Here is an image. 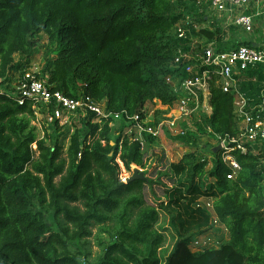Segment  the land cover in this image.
Instances as JSON below:
<instances>
[{
  "label": "trees",
  "instance_id": "16d2710c",
  "mask_svg": "<svg viewBox=\"0 0 264 264\" xmlns=\"http://www.w3.org/2000/svg\"><path fill=\"white\" fill-rule=\"evenodd\" d=\"M198 4L0 0V264H162L166 231L157 225L160 211L177 194L190 219L182 224L189 228L178 234L166 264H264V144L234 152L241 169L228 179L232 171L220 151L213 153L212 169L198 150L173 164L156 138L146 137L143 145L127 132L128 123L90 114L65 151L59 123L50 134L45 127L42 139L37 134L33 123L43 105L27 101L20 106L8 87L13 75L28 68L45 36L42 73L52 91L71 98L88 95L113 114L144 116L146 105L155 101L172 106L176 96L167 78L180 73L174 62L180 47L176 26L184 11H198ZM197 33L207 42H220V30ZM262 80L259 75L257 83L244 82L242 90L257 99ZM210 106L211 114L196 120L198 129L213 137H237L234 97L215 78ZM114 123L124 124L117 139ZM118 161L132 172L129 178L137 167L147 180L126 184ZM206 178L214 181L206 186ZM200 198L213 201L215 215L228 230V240L217 249H190L208 212L199 207ZM191 203L199 216L190 212ZM95 229L100 252L93 261Z\"/></svg>",
  "mask_w": 264,
  "mask_h": 264
},
{
  "label": "built area",
  "instance_id": "2783aa9c",
  "mask_svg": "<svg viewBox=\"0 0 264 264\" xmlns=\"http://www.w3.org/2000/svg\"><path fill=\"white\" fill-rule=\"evenodd\" d=\"M209 3L213 12L227 17H232L237 11H242L243 7H251L253 4L254 8L247 11L264 8V0H209ZM234 7L238 10L235 11ZM254 18L242 12L235 16L234 24L244 34L252 35L255 26ZM194 30L199 32L203 29H198L193 22L183 20L176 26L175 36L180 41V47L177 49L174 62L180 73L167 78V83L176 96V102L172 106H167L164 110L165 115L157 121L147 122L146 110L143 111L144 116L141 114L131 116L125 112L107 113L103 104L97 103L88 95L71 98L61 92L52 91L47 81L32 71H24L18 77L14 95L20 106L27 101H32L53 112L82 116L94 114L104 119L111 118L115 122L128 123L131 126L127 132L145 145L146 137L159 139L166 132L171 136H185L184 131L178 127V123L187 122L192 117H196L199 122L202 115L209 116L212 112L210 106L211 81L215 78L223 92L234 97L239 134L235 138H223L213 134L210 128L208 132L218 139L222 161L232 171L228 179H233L241 169L233 153L238 150L246 153L248 145L264 144V45L240 44L228 50H221L217 41L204 44L193 43ZM250 71L255 72L256 77L247 78L246 74ZM259 75L263 78V88L257 99H251L242 90L243 83L247 81L257 83ZM2 92L3 89L0 87V93ZM199 207H203L215 216L214 225L216 227L223 226L214 213L213 201L201 202ZM225 230L228 232L226 228ZM192 244L196 251L210 249L209 247L214 246L210 238L194 240Z\"/></svg>",
  "mask_w": 264,
  "mask_h": 264
},
{
  "label": "rangeland",
  "instance_id": "374dc122",
  "mask_svg": "<svg viewBox=\"0 0 264 264\" xmlns=\"http://www.w3.org/2000/svg\"><path fill=\"white\" fill-rule=\"evenodd\" d=\"M199 1L200 4H198V11H193L189 7L184 11V19L183 21L186 22H193L195 26L198 29L208 30L212 33H215L217 35V30H220L219 39L220 42L217 44L221 46L223 49H231L233 47H236L241 42H244L251 38H257L258 42L260 43L261 40L264 41V8L259 10H249L253 9L254 4L250 6H245L242 8V11H237V13H234L232 17H227L226 15H220L213 12L210 8L209 0H196ZM235 11L238 10V8H233ZM242 12L248 13V15H252L255 18L254 21V33L256 37L249 36L247 34H244L242 31H240L237 26L234 24V18L237 16V14H240ZM259 15V16H257ZM197 31V30H196ZM195 30L192 33V39L193 43L199 42L200 44L209 43L204 38L203 35L198 34ZM196 32V33H194ZM42 39L40 41V45L38 49L36 50V53L31 58L30 63H28V71H32L34 73H37L40 78L44 79L46 78L42 73L43 66H44V55H45V48L43 45H46L48 43V40L45 36H42ZM216 39V38H215ZM200 40V41H198ZM216 41V40H214ZM213 42V41H212ZM254 45H256V42H253ZM10 92L15 91V84H10L9 86ZM151 104V103H150ZM152 111L159 110L156 108L157 106H160L159 102H152ZM44 110V111H43ZM175 113V111H173ZM156 114H160L159 111L156 112ZM84 116L82 115H75V114H69L66 112H53L47 109L46 107H41L38 109L37 114V120L33 123V125L37 129V134L40 139H42L44 136H46L45 133V127L49 128V134L51 130L55 129L56 122L59 123V127L61 128L59 134L61 136L59 137V142L64 146L65 151L67 150L69 143H70V136L75 132L76 128L79 127L80 129L83 126V120ZM159 118L161 119V115H159ZM197 118L192 117L187 122H180L178 123V127L182 129L185 133V136H174L170 135L171 137L167 136L168 142L162 143V147L166 151V155L169 159V161L173 164H176L186 155L187 153L193 152L194 150L199 151V155L206 156L210 160V169L213 168L214 164V155L213 153L218 152L219 148V141L213 136H210L209 134H204V131L199 130L196 123ZM115 125L113 127V139H117V136H115L119 130L123 127L124 124L114 123ZM179 130V129H178ZM182 140V141H181ZM181 142L183 144H181ZM192 143V145H190ZM185 145V146H183ZM191 147H190V146ZM121 165L120 161H118ZM141 170L140 168H133V170ZM148 170L150 173L151 171V165H148ZM132 172L128 173L125 168L121 165V179L123 182L128 180L129 177H131ZM184 171L181 174L179 173L178 178L180 184L185 181L184 179ZM214 179L206 178L205 185L208 186L213 182ZM180 198V194H177L175 197H173V203L170 204L165 211H160V219L159 223L157 225L158 229L166 231V242L164 246L162 247L160 251V256L163 260L162 264H166V260L168 259L169 255L171 254L177 240H178V234L181 232H184L186 229L189 228V225L186 224L185 226L182 223H188L190 219L185 214H188L186 212V206L183 202L184 200ZM209 199L206 198H200L198 199V203L207 201ZM196 202V203H197ZM195 203V204H196ZM192 203L189 205V210L191 213H194L195 215L199 216V213L194 210V208L191 207ZM209 212V211H208ZM204 213L202 216L205 217V224L202 228L203 231H201L199 234L196 235V240H203V239H211L212 243H214V246L209 248L217 249L219 248L224 242L228 240V232H226L225 228L223 226L216 227L214 225V219L215 216L212 213ZM178 215V216H177ZM176 216V218H173ZM99 233L98 230H94L93 232V238L90 239V250H91V260L94 261V259L97 257L98 253L100 252V248L98 247V244L95 240V235ZM106 237L105 234H103L102 238ZM108 240V237H106ZM195 240V241H196ZM194 245L192 244L190 249L191 251H196L194 248ZM206 249V248H205Z\"/></svg>",
  "mask_w": 264,
  "mask_h": 264
},
{
  "label": "crops",
  "instance_id": "0c3cea01",
  "mask_svg": "<svg viewBox=\"0 0 264 264\" xmlns=\"http://www.w3.org/2000/svg\"><path fill=\"white\" fill-rule=\"evenodd\" d=\"M263 9V8H262ZM261 10V9H260ZM251 11H253V10H251ZM257 16H259V15H257ZM249 36H252V35H249ZM252 37H256L255 35H253ZM253 42H256V45H254L253 44ZM218 43V42H217ZM242 44H247V45H254V46H262V45H264V41L263 40H261L260 41V43L258 42V40H257V38H249L248 40H246V41H244V42H241ZM241 44V45H242ZM28 69V68H27ZM27 69H25L24 71H28ZM23 71V72H24ZM22 72V73H23ZM21 74H19V73H17V74H15V75H13V78H12V81H11V84H15L16 85V83H17V80H18V77L20 76ZM16 88V87H15ZM15 91H16V89H15ZM14 91V92H15ZM156 102V105H157V102H159V101H155ZM159 104H160V106H157L156 108H158L159 110H154V111H152V103L150 104V103H148L147 105H146V108H145V110H146V113H147V117H148V121L147 122H153L154 120H159L160 118H159V115H161V117H163V115H165V113H166V111H164L166 108H167V106H164V105H162V103L161 102H159ZM103 106L105 107V104H103ZM174 108H175V105H174ZM159 111V113L160 114H156V112H158ZM155 114V115H154ZM115 124H113L112 126H114ZM116 126V125H115ZM167 136H169V137H171L170 136V134L168 133V132H166L165 134H163L162 135V137H160L159 139H157V143H160V145L162 146L163 144L162 143H166V142H168V140H170V139H168V137ZM181 160V159H180ZM208 201V200H207Z\"/></svg>",
  "mask_w": 264,
  "mask_h": 264
},
{
  "label": "water",
  "instance_id": "95a60500",
  "mask_svg": "<svg viewBox=\"0 0 264 264\" xmlns=\"http://www.w3.org/2000/svg\"><path fill=\"white\" fill-rule=\"evenodd\" d=\"M218 151H220V147L218 148ZM134 180H147L146 176H144V173L140 170H136L134 176L132 178H129L125 181L126 184H129L130 182Z\"/></svg>",
  "mask_w": 264,
  "mask_h": 264
}]
</instances>
